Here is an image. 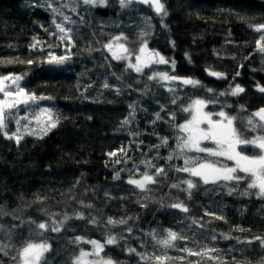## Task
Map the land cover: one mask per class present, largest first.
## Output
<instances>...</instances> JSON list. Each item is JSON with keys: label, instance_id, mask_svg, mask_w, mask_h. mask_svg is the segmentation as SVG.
I'll list each match as a JSON object with an SVG mask.
<instances>
[{"label": "trees", "instance_id": "obj_1", "mask_svg": "<svg viewBox=\"0 0 264 264\" xmlns=\"http://www.w3.org/2000/svg\"><path fill=\"white\" fill-rule=\"evenodd\" d=\"M63 2L77 7L79 13L64 9L76 21L66 25L74 33L73 46L68 49L72 59L61 67L35 68L27 62L44 60L48 45L53 46V54L65 55L67 41L61 43L44 31H56L50 11L42 6L44 0H0V76L29 73L21 86L37 97H51L22 106L13 115L30 118L50 108L60 121L42 139L25 134L17 143L0 133V208L8 213L0 216L5 227L0 240L8 245L7 255L0 252V264H18V258L13 259L16 250L29 241L51 245L41 264H72L81 250L90 249L88 239L104 243L109 235L122 236L118 245H107L103 251L116 264H143L129 248L149 256H167L170 259L165 264H262L264 250L258 242H239L264 237V198L256 190L241 195L247 188L245 181L235 194L228 195L227 187L205 185L199 177L191 178L197 187L189 198L182 191L189 174L176 171L184 166L185 157L173 155L169 160L168 156L177 151L178 125L189 115L180 109L198 98L208 101V112L224 110L236 117L234 125L246 133L245 138L264 134L247 132L252 111L264 105V93L257 88L264 87V54L256 51V41L264 33L249 27L264 24V0H161L169 13L163 19L166 28L150 6L133 3L121 9L117 0L97 7L84 5L82 0ZM141 32L147 33V48L169 63L153 64L143 73L125 72L128 61L113 60L103 45L123 34L126 46L138 52ZM34 37L41 47L32 50ZM157 72L190 77L202 87L148 79ZM209 72L225 75L217 78ZM236 85L245 91L232 96ZM174 98L177 104H172ZM130 105L136 109L135 116L125 125L122 122L132 112ZM34 122L32 128L37 127ZM26 123L21 121L22 132ZM7 131H17L15 119L8 120ZM162 138L168 143L157 147ZM243 152L259 154L251 146ZM146 161L152 166L146 168ZM157 168H164L165 173L146 190L128 183L145 172L155 176ZM117 173L119 179H114ZM173 184L181 188H172ZM177 202L189 211L170 207ZM77 213L84 219H77ZM65 216L69 219L58 233L49 230L41 235L35 225L25 223L14 231L13 241L3 239L20 220L38 224L50 219L59 222ZM93 218L99 223H90ZM109 218L127 223L107 225ZM153 229L158 230V238L171 229L186 239L162 251L145 235ZM76 237L83 239L71 243ZM184 248L214 249L210 255L216 259L189 255L181 251Z\"/></svg>", "mask_w": 264, "mask_h": 264}, {"label": "snow or ice", "instance_id": "obj_2", "mask_svg": "<svg viewBox=\"0 0 264 264\" xmlns=\"http://www.w3.org/2000/svg\"><path fill=\"white\" fill-rule=\"evenodd\" d=\"M74 2V0H73ZM82 3L87 6L97 7L106 6L107 0H82ZM133 3L148 4L152 7L158 17L161 19L163 24V19L169 15L165 3L161 0H119V5L121 9L128 8ZM57 4L59 6H53ZM46 7L52 15V25H54L56 31L52 32L50 28H45V32H49L54 38H57L61 43L67 41L66 44V54L57 56L52 52V45H48L47 51L48 55L44 60L39 62H33L29 60L27 63L35 68H43L45 65L49 67H61L66 65L71 59L72 55L68 51L73 46L72 37L74 35L70 27L66 25L76 24V21L72 19L71 16L64 12L65 8H68L71 12L79 14L77 7L70 6V3H64L63 0H44L42 5ZM59 20V22H57ZM80 23H84L81 17ZM150 25V18L149 23ZM166 28L167 25L163 24ZM254 31L258 33H264V24L260 25H249ZM147 33L141 32L140 38L142 43L139 47L138 52L134 48L127 47V38L121 34L120 36L113 37L109 43L103 45L104 49H107L111 53V58L117 61L127 60L128 69L135 71L136 73H143L146 68H149L153 64H168L169 61L161 56L158 52H149L147 48V40L145 39ZM34 43L29 47L35 50L41 47V42L33 38ZM123 40L124 43H120ZM256 51L264 54V34L260 36V39L256 41ZM58 47V45H57ZM43 49H41V55H43ZM134 56L135 63L132 62V57ZM12 63V61H8ZM173 68L175 67V62H172ZM29 75V73H24L21 75L9 74L7 76H0V94L3 98H0V133H2L5 138L12 140L14 139L19 143L24 135H33L38 138H43L52 129L56 128L60 123L59 119L56 118L52 109L43 108L40 109V113L36 118V128H32V121L29 120L28 116L19 117L18 115H13V113H19L21 107H30L35 104L37 100L51 99V97H37L34 93H28L22 86L21 82ZM209 75L215 76L217 78H223L225 74L218 72H209ZM119 79V77H117ZM149 80H159L164 81L169 84L179 81L182 85H191L195 87H202L199 81L191 78H180L174 75H169L168 73H153L148 77ZM108 87L107 83L104 85ZM258 90L264 93V87L257 85ZM170 92H175L174 88L168 89ZM212 92V89H208ZM244 88L240 85H236L235 88L231 89V95L237 96L244 92ZM215 95V93H213ZM223 96L226 93H220ZM172 104H177V99L172 100ZM208 101L204 99L192 100L187 107H183L180 111L188 113L190 119H187L184 123L178 125L179 135L177 136V151L174 154H170L168 159H173V155L185 157L184 166L177 168L176 171L184 172L189 174V179L183 181L187 187L182 189V191H187L189 193V198H191V190L197 187V184L193 182L192 177H199L202 182L207 185L209 183L213 185H222L227 187L228 195L235 194L237 187L240 185L241 181L247 182V188L241 192V195L247 196L252 190H256L255 194L258 197L264 198V134L255 135L252 139H246L245 132L240 131L235 125L236 117H229L224 111L219 113H209L205 111ZM132 112L130 116L126 118L122 123L129 124L135 116V107L130 105ZM164 110L162 106V111ZM40 116H45L46 118L41 119ZM176 112L171 113V117L174 120ZM215 117V118H214ZM15 119L17 124V131L15 133L9 134L7 131L8 120ZM156 119H161L160 113L156 114ZM27 120L28 123L23 125V132L21 131V121ZM155 123V121H153ZM264 132V107L258 109L251 114L247 121V132ZM210 141L214 147H210L204 144V142ZM168 143L167 138L161 139V144L157 147H162ZM251 146L259 150V154L256 155H244L243 150ZM123 151V150H121ZM189 153H195V156H189ZM199 154H205L201 157ZM110 156H115L116 153H109ZM212 158H215L214 160ZM220 158H224L221 160ZM227 161H233L234 165L227 166ZM119 162V161H117ZM146 168L152 166L151 161L143 162ZM165 173L164 168L155 169V176L145 174L140 179H129L128 183L135 185L141 190H146L150 184L156 182V178ZM114 179H119V173L113 177ZM234 184L236 187L230 185ZM172 188H181L180 184L171 185ZM144 206V205H142ZM163 206V205H162ZM171 208L180 209L181 212L187 213L189 209L182 202L173 203L170 205ZM8 215L2 208H0V216ZM18 219V217H13ZM77 219H84L83 215L80 213L76 214ZM69 217L65 216L63 220L57 222L55 219H50L49 222H40L36 224L34 220H29L27 222L20 220L19 224L12 225L6 232L3 239L11 242L14 239V231L18 232L22 225L28 223L29 225H35L36 229L40 231L43 235L49 230L51 232H60L64 227L66 221ZM216 219H223V217H216ZM90 223H99L95 218L90 220ZM117 223L126 224L127 221L120 220L116 221L109 218L107 225H115ZM196 222L193 221V224ZM191 227V225H189ZM128 231L131 233L132 229L129 228ZM5 232V227L0 224V233ZM145 235L151 236L154 241V246H158L162 251H166L170 248L176 247V241L181 239H186V237L181 236L177 232L167 229L164 232L163 238H158V230L153 229L151 232ZM18 238V237H16ZM116 235H109L104 243H100L95 240L87 241L92 245L91 252L80 251L79 255L74 257L72 264H116L112 259H104L101 253L104 251L107 245H118L119 239ZM227 238V237H225ZM82 237H76L71 243L79 244ZM212 239L215 240L216 236L212 235ZM255 242L259 243V246L264 250V237L257 236L254 240L243 241L239 243L243 244H253ZM8 245L0 240V252L7 255ZM51 250V245L47 242L33 243L26 242L22 247L17 249V256L13 257L14 260L18 258V264H41L44 254ZM127 251L135 253L143 264H165L170 258L167 256H149L147 253L137 252L136 249L129 248ZM182 252H187L189 255H202L210 256L211 259H216L215 256L210 254L214 252V249H202L197 252L190 248L181 249ZM93 257L95 259H89ZM183 259V257H181ZM264 264V262H262Z\"/></svg>", "mask_w": 264, "mask_h": 264}, {"label": "rangeland", "instance_id": "obj_3", "mask_svg": "<svg viewBox=\"0 0 264 264\" xmlns=\"http://www.w3.org/2000/svg\"><path fill=\"white\" fill-rule=\"evenodd\" d=\"M120 43H123V42H121L120 41ZM148 51L149 52H155V51H153V50H150V49H148ZM110 55H111V53H110ZM134 62H135V59H134ZM5 76H7V75H5ZM0 98H3V95L2 94H0ZM206 109V108H205ZM40 112H38V113H36V114H33V115H31V117L29 118V120H31V121H35L34 123H35V126H36V118H37V116H38V114H39ZM40 118L41 119H44V118H46L45 116H40ZM187 119H190V116L188 115V117H187ZM187 119H185L183 122H181L180 124H182V123H184ZM179 124V125H180ZM254 137V136H253ZM253 137H251V139L253 138ZM246 139H248V138H246ZM205 144V143H204ZM205 145H207V146H210V147H214V145H212V143H210V142H208V143H206ZM258 150V149H257ZM259 151V150H258ZM200 156H202L203 154H199ZM231 165L233 166L234 165V162L232 161V163H231ZM87 241H91L90 239H88ZM96 241V240H95ZM46 242V241H45ZM38 243H41V242H38ZM48 243V242H47ZM90 244V243H89ZM83 251H85V252H91L92 251V245L90 244V249H88V250H83ZM101 255L104 257V259H112L113 261H115L111 256H108V255H106V254H104L103 252L101 253ZM89 259H95V258H93V257H90Z\"/></svg>", "mask_w": 264, "mask_h": 264}, {"label": "flooded vegetation", "instance_id": "obj_4", "mask_svg": "<svg viewBox=\"0 0 264 264\" xmlns=\"http://www.w3.org/2000/svg\"><path fill=\"white\" fill-rule=\"evenodd\" d=\"M257 110V109H256ZM256 110H254V111H252V113H254ZM205 111L206 112H208L206 109H205ZM220 111H224V110H220ZM220 111H218V112H209V113H219ZM225 112V111H224ZM226 113V112H225ZM229 117H232L231 115H229L228 113H226ZM215 118V117H214ZM248 139H251V137H249ZM208 142H210V141H206V142H204L205 144L206 143H208ZM211 143V142H210ZM242 154H244V155H249V156H252V155H250V154H247L246 152H243ZM205 154H203L202 156H204ZM213 160L215 159V158H212ZM221 160H223L224 158H220ZM231 163H232V161H227V166H229V167H231L232 165H231Z\"/></svg>", "mask_w": 264, "mask_h": 264}, {"label": "water", "instance_id": "obj_5", "mask_svg": "<svg viewBox=\"0 0 264 264\" xmlns=\"http://www.w3.org/2000/svg\"><path fill=\"white\" fill-rule=\"evenodd\" d=\"M117 1H119V0H117ZM136 4H139V5H142V6H149L148 4H142V3H136ZM152 8V7H151ZM152 10L154 11V9L152 8ZM155 12V11H154ZM175 76V75H174ZM176 77H180V78H190V77H186V76H176ZM175 83H177V84H180V85H182L179 81H177V82H175ZM183 86H189V85H183ZM262 107H264V105L263 106H261V107H259L258 109H260V108H262ZM257 109V110H258ZM256 110V111H257Z\"/></svg>", "mask_w": 264, "mask_h": 264}]
</instances>
